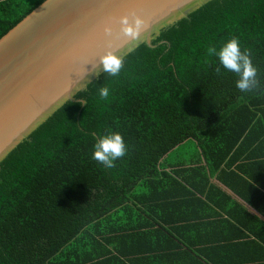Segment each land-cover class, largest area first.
Masks as SVG:
<instances>
[{"label": "trees", "instance_id": "trees-1", "mask_svg": "<svg viewBox=\"0 0 264 264\" xmlns=\"http://www.w3.org/2000/svg\"><path fill=\"white\" fill-rule=\"evenodd\" d=\"M44 1L0 2V39ZM231 37L251 52L258 90L216 74L207 50ZM153 44L125 56L118 76L103 72L76 95L85 103L69 101L2 162L0 264H97L126 232L150 240L143 246L158 259L197 264L188 238L194 223H215L211 205L242 221L239 199L264 189V0L208 1ZM108 131L128 146L111 169L91 159ZM229 249L203 255L220 264Z\"/></svg>", "mask_w": 264, "mask_h": 264}, {"label": "water", "instance_id": "water-1", "mask_svg": "<svg viewBox=\"0 0 264 264\" xmlns=\"http://www.w3.org/2000/svg\"><path fill=\"white\" fill-rule=\"evenodd\" d=\"M211 0H47L0 39V167L21 143L104 72L112 51L123 59L142 43ZM45 3V1L43 2ZM42 3V4H43ZM145 23L139 37L120 33L119 18ZM111 26V36L104 27ZM84 73V76L82 75Z\"/></svg>", "mask_w": 264, "mask_h": 264}, {"label": "crops", "instance_id": "crops-1", "mask_svg": "<svg viewBox=\"0 0 264 264\" xmlns=\"http://www.w3.org/2000/svg\"><path fill=\"white\" fill-rule=\"evenodd\" d=\"M2 1L4 0H0ZM259 147L260 144L254 146V148ZM223 191L228 192L230 197H236L227 188ZM259 192L250 198V202L237 197L242 204L240 212L236 213L241 216L238 218L242 220L240 222L233 221L229 216L228 220H223L221 217H227L225 211L211 205L215 211L214 215H218L213 217L215 223L193 224V236L188 239L196 245L195 249L200 251L198 254H201L199 256L201 261L197 264H211L206 261L203 254H216L215 247L223 245H230L232 248L234 246L235 250L229 249L223 258L225 262L220 264H264V189H260ZM126 233L111 237L114 242L107 247L111 252L99 257L97 264H173L166 259H158V255L161 254H149L150 247L143 244L150 240ZM101 241L106 243L103 239ZM165 242L172 244L170 240ZM135 248H143V253H131L130 251Z\"/></svg>", "mask_w": 264, "mask_h": 264}, {"label": "clouds", "instance_id": "clouds-1", "mask_svg": "<svg viewBox=\"0 0 264 264\" xmlns=\"http://www.w3.org/2000/svg\"><path fill=\"white\" fill-rule=\"evenodd\" d=\"M47 6V0L41 4V8ZM144 21L134 13L124 15L119 18L120 33L125 37L133 39L139 37ZM113 29L111 26L104 27V34L111 36ZM208 55L215 57L218 64L215 68L217 75H222L221 69L236 74L238 79L235 82L236 88L243 93H251L260 88L258 69L253 64L252 54L248 49H241L240 41L237 37H231L219 48L215 45L208 48ZM102 70L108 76L116 77L119 75L123 62L112 51L106 52L99 60ZM84 76V73L82 74ZM99 98L105 100L110 95V89L103 85L98 88ZM128 146L122 135L118 131H108L107 134H100L93 145L91 159L100 165L111 169L116 166V161L127 155Z\"/></svg>", "mask_w": 264, "mask_h": 264}]
</instances>
